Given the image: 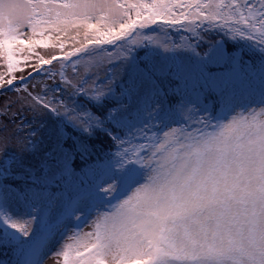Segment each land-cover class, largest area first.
I'll use <instances>...</instances> for the list:
<instances>
[{
	"label": "snow or ice",
	"instance_id": "obj_1",
	"mask_svg": "<svg viewBox=\"0 0 264 264\" xmlns=\"http://www.w3.org/2000/svg\"><path fill=\"white\" fill-rule=\"evenodd\" d=\"M0 61V264H264V0H0Z\"/></svg>",
	"mask_w": 264,
	"mask_h": 264
},
{
	"label": "rangeland",
	"instance_id": "obj_2",
	"mask_svg": "<svg viewBox=\"0 0 264 264\" xmlns=\"http://www.w3.org/2000/svg\"><path fill=\"white\" fill-rule=\"evenodd\" d=\"M119 2L124 3V2H129V0H119ZM73 35H75V33H73ZM78 39L79 40L82 39V34H80ZM66 43H67L68 49L72 48L73 46H76V47L80 46V44H76L75 42H73L71 40H68ZM58 51H59L58 46L55 47V48L49 47L48 49H44V48L36 49V52L39 55H44L47 58H50L51 55H55ZM22 55H29V54L27 53V51H25ZM17 58H22L21 54L18 53V57ZM29 58L31 59L32 57H29ZM2 65H3V61H0V68L2 67ZM51 67H53L54 70H56L57 72L60 71V63H59V61L54 62L53 66H51ZM31 71H32V69L30 67H28L26 69V71H24V72L17 71L15 73L17 81H19V79L21 77H27L28 73L31 72ZM66 71H67L69 76L72 75V70L70 68L66 69ZM92 71L98 72L100 77L103 78V75H104L103 68H101V69H93ZM80 74H81V76L85 75L83 68L80 69ZM49 83H51V82L49 81ZM29 87H30L31 90L39 91V88H34L33 89V82L32 81L29 82ZM22 97H23L22 93H16V92H7V93H5L3 95H0V109H2L7 103L11 102L14 105L13 111H15L16 109L21 107V104L18 103V101L21 100ZM25 115L28 116V119H31V114L30 113H27L25 111ZM88 229H89V226L86 225V226L83 227L82 231L86 232ZM46 264H56V260L54 258L50 257L46 261ZM60 264H62L61 261H60Z\"/></svg>",
	"mask_w": 264,
	"mask_h": 264
},
{
	"label": "trees",
	"instance_id": "obj_3",
	"mask_svg": "<svg viewBox=\"0 0 264 264\" xmlns=\"http://www.w3.org/2000/svg\"><path fill=\"white\" fill-rule=\"evenodd\" d=\"M81 34H82V39H83V33H81ZM172 35H173V36H177L178 34L175 33V32H173ZM82 39H80V40H82ZM70 49H71V48H70ZM70 49H69V50H70ZM205 50H206V48H201V49H200L201 52H203V51H205ZM55 55L60 56V55H62V54L58 51ZM3 64H4V62H3ZM0 72H5V73H6V67H4V66L2 65V67L0 68ZM101 139L103 140V143L100 144V142L97 141L98 146H102V147H105V148L108 147V146H109V141H107L106 139H103V138H101ZM89 231H92L91 227H89V229H88L85 233H87V232H89ZM6 258H7V257L5 256L3 250H0V259H6ZM61 262H62V259H61Z\"/></svg>",
	"mask_w": 264,
	"mask_h": 264
}]
</instances>
